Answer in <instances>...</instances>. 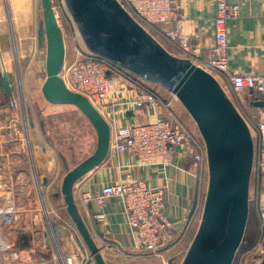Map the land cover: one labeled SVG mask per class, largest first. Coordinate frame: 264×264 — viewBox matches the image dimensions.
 <instances>
[{
  "label": "crops",
  "instance_id": "crops-1",
  "mask_svg": "<svg viewBox=\"0 0 264 264\" xmlns=\"http://www.w3.org/2000/svg\"><path fill=\"white\" fill-rule=\"evenodd\" d=\"M16 1H21V5L16 7ZM114 1L122 10L121 16L126 28L132 30L131 32L134 29L136 39L132 40V47L139 63L141 58L157 53L162 59L165 57L178 60L181 72L190 64L198 66L200 74L195 84L209 86L221 92L233 106L234 96L224 79L203 65L208 59L209 48L213 42L214 0H170L175 11L172 22L157 25L154 29L141 24L131 14L124 0ZM228 2L239 9L238 16L227 21L229 70L242 76H264V0ZM51 6L52 10L55 8L60 12L58 14L61 24L69 37L68 45L64 41L65 65L68 67L79 57L93 56L95 53L90 49L88 40L66 0H51ZM29 13L28 0H0V18H5L0 26V74L8 77L11 75L14 99L17 102L20 100L17 84L20 87L24 80L27 82L26 75L29 74L33 62L41 55L36 29ZM168 30H176L183 35L190 50L196 49L197 52H184L178 43L168 41L164 37ZM114 66L127 77L116 73L110 77L111 93L103 111V119L109 127V141L117 127L150 124L159 119H167L172 125H178L189 132L202 146V168L200 171L192 168V158L185 147H173L167 164L153 166H140L133 155L108 149L105 158L98 165L74 182L68 195L72 198L94 246L101 249L100 260L103 264H198L207 237L202 222L210 179V157L202 125L194 120L188 110L193 96H175L171 87L162 89L150 86L133 70L118 64ZM146 91L155 94L162 104L157 107H133L131 102L135 97ZM244 95L241 99L246 100ZM246 101L250 108L258 112L253 117L255 120L250 117L247 119L249 124L244 123L255 150L257 138L249 120L255 122L264 114V108L253 107ZM236 107L240 109L239 105ZM6 111L5 108H0V208H6L13 203L15 217L9 225L3 224L0 228V264H62L59 256L69 258L72 264H97L66 211L67 194L64 193L63 182L67 174L83 160L66 164L62 157H57L55 151L44 144L33 119H21L20 115L19 122H15ZM11 113L15 115L16 111ZM16 123L21 127L20 132L16 129ZM25 153H28L34 180L43 184L50 208L49 215L52 214L55 219L48 230L44 227L34 228L37 216H34L33 224L30 222V213L36 211L32 198L28 202L31 208H26L25 212H20L18 207L21 200L17 198V194H23ZM134 181H142L150 188L166 189L162 211L172 229L169 240L162 248L161 258L148 257L137 249V237L129 232L125 224L120 199L112 198L101 206L94 200L82 202L80 199L85 193L96 196L104 185ZM98 215L103 216L102 221L95 219ZM106 243L116 248L105 247ZM87 256L91 259L85 261Z\"/></svg>",
  "mask_w": 264,
  "mask_h": 264
},
{
  "label": "water",
  "instance_id": "water-1",
  "mask_svg": "<svg viewBox=\"0 0 264 264\" xmlns=\"http://www.w3.org/2000/svg\"><path fill=\"white\" fill-rule=\"evenodd\" d=\"M66 2L79 22L90 49L97 52L99 57L133 70L138 75H146L150 69H157L159 73L164 74L174 66L176 77L169 81L167 87H171V92L175 96L180 94L193 96L188 110L194 120L202 125L210 157V179L202 222L207 237L198 264H223V257H228L226 264H230L229 254L239 244L248 212L247 180L252 166L253 149L244 122L221 92L209 86L195 84L200 72L193 64L181 72L178 60L165 57L162 59L157 53L148 58H141L139 63L132 47V40L136 39L134 29L131 32L132 30L126 28L121 16L122 10L114 0H66ZM40 4L46 40L44 62L46 80L42 91L44 96L52 101L70 93L59 78L65 55L64 40L52 10L51 0H40ZM37 41L41 42L40 34H37ZM0 76L3 80L8 78L4 74ZM9 90L8 87L7 93ZM74 94L81 99L82 111L96 130L97 145L92 155L68 173L63 182L64 193L67 194L66 211L94 260L97 264H103L100 260L101 249L94 246L68 192L74 182L105 158L109 149V127L84 97ZM250 105L264 108V101L252 102ZM36 184L39 190L40 187L38 183ZM39 197L42 199L40 193ZM41 203L45 211L44 204Z\"/></svg>",
  "mask_w": 264,
  "mask_h": 264
},
{
  "label": "built area",
  "instance_id": "built-area-1",
  "mask_svg": "<svg viewBox=\"0 0 264 264\" xmlns=\"http://www.w3.org/2000/svg\"><path fill=\"white\" fill-rule=\"evenodd\" d=\"M131 14L144 26L155 28L160 24H169L174 18V9L170 0H124ZM213 42L209 48L208 59L204 67L224 79L234 98L244 95L249 101L252 93L264 97V76H242L230 72L227 60L228 40L227 21L238 16L236 5L228 0H214ZM54 13L58 9H53ZM54 14V15H55ZM61 15V14H60ZM5 18H0V26ZM164 37L180 45L184 52L191 51L186 38L176 30H168ZM191 52L196 53V49ZM198 67V66H197ZM116 73L127 77L113 63L97 56H86L72 61L66 68L64 78L69 89L84 97L103 117L104 106L111 93V75ZM143 90L141 86H138ZM264 101V100H263ZM250 103L256 101H249ZM162 101L152 92L146 91L136 96L131 102L135 108L157 107ZM241 110V102L238 104ZM165 106H168L165 104ZM252 130L257 138L255 154V211L258 220V238L253 247L257 252H264V116L252 123ZM187 148L192 158V168L200 171L204 151L198 141L178 125H172L167 119H159L150 124H133L129 127L115 128L109 141V149L116 153H129L140 166L165 165L168 163L173 147ZM40 187V186H39ZM165 188H150L142 181L104 185L96 196L82 194V202L94 200L99 206L112 198L120 199L125 217V224L130 233L137 237L138 250L148 257H162L163 246L169 240L172 225L162 211ZM40 191V189H39ZM13 203L0 209V228L14 220ZM102 221L103 216H95ZM1 237V235H0ZM2 239V238H1ZM105 247L113 245L105 244ZM62 264H72L69 258H61ZM87 256L85 261L90 260Z\"/></svg>",
  "mask_w": 264,
  "mask_h": 264
},
{
  "label": "rangeland",
  "instance_id": "rangeland-1",
  "mask_svg": "<svg viewBox=\"0 0 264 264\" xmlns=\"http://www.w3.org/2000/svg\"><path fill=\"white\" fill-rule=\"evenodd\" d=\"M20 2L21 1H18L17 3L16 1V7L21 5ZM28 4H29V12H30L29 14L31 15V19L36 29L35 32L36 40H37V34H40L41 42L38 43L37 41V45L40 48L39 50L41 51V55H39V58L37 59L36 62L35 61L33 62L32 68L29 70V74L26 75L27 82L24 80V84L20 85V87L17 84L18 94L20 98L18 102L16 99H14L13 88H12L13 79L11 78V75L4 80L3 77L0 76V108L1 107L5 108V110H7L6 112L10 113V116L12 115L11 118L15 122H19L18 116L20 115H21V119L22 117L26 118L27 120L33 119L34 125L36 129L39 131L40 133L39 135L42 141L44 142V144L51 147L55 151L57 157L58 155L62 157L66 164H73L76 162H80L88 158L94 152V149L96 148L97 145V133L91 121L86 117V115L82 111L81 99L77 95H75L66 85V80L64 78V74L66 72V67H67V65H65L66 61H64V66L62 63V67L59 72V78L61 79L65 88L70 93L62 95L58 99L52 101L48 100L44 96L42 88L46 80V72H45V64H44L45 55H46V40H45V34L43 28L42 9H41L40 0H28ZM18 8L20 9V7ZM55 18L58 23V28L62 31L63 40L66 42V45H68L69 37L65 33L66 31L63 28V25L61 24L62 20L59 18L58 13L55 14ZM2 51L4 55H6L4 48L2 49ZM92 52L95 53V51ZM69 55H70V51L68 47L67 56ZM93 56L99 57V55H97V52L93 54ZM171 59L175 60V58H171ZM168 70L169 71L167 73L162 74L159 73V70L157 69L156 70L150 69L148 70V73L146 75L144 74L137 76L141 78L144 82L148 83L150 86L154 85L161 87L163 89V87L166 88L169 85V81L173 80L172 78L176 77L174 73L176 69H174V66L173 68L171 69L169 68ZM1 80H3L4 82L1 83ZM7 80L9 82V86L6 87ZM8 87L10 88V90L7 93L6 89L8 90ZM22 87L23 90H21ZM246 100H244L243 98L240 100L239 99L237 100L236 98H232V104L234 106V109L236 108L235 109L236 113H238V115L241 116V120L244 123H248L247 119L250 117L253 120H255V118L253 117L258 113L256 110L249 107ZM240 102L244 105L243 110L237 109L236 107V105H238ZM12 111H16V114L15 115L14 113L12 114L11 113ZM16 126H17L16 128L17 131L20 132L21 127H18V123H16ZM252 149H253L252 166L247 180L248 212L246 217V223L248 221L249 227L250 226L253 227V224H255L257 220L256 211H255V189H254L255 188L254 164H255L256 149L255 150L254 148ZM23 162L25 164L23 166L24 169V173H23L24 181L22 182L23 194H19V193L17 194V198L21 200V204H19L18 206L19 210L20 212L22 211L25 212L26 208H31L30 207L31 204L28 202L29 199L32 198L33 202L35 203L33 204V208H35L36 211L30 213L31 214L30 222L32 223L34 221V216H37V219L35 220L36 225H34V228L44 227L45 230L47 228L49 229L51 222H54L55 219L52 214L49 215L50 208L47 205V200L44 195L43 184L39 180H36L38 181L36 182L32 176V171L29 165L28 153H25L23 155ZM36 183L39 184L40 191L38 190V186ZM39 193L41 194L42 199H40ZM27 194H30L31 196L30 195L28 196ZM41 202H43L44 204L46 214L44 209L42 208ZM246 223L243 230V235L246 228ZM30 228H32V225L30 226ZM29 230L31 231L32 229ZM243 235L241 236L238 246L232 251L231 254H229L230 264H264V252L260 253L257 252L255 249H253L255 244L251 248L249 249L247 248L248 244L246 242H247V237L249 235V230H247L244 240H243ZM227 258L226 257L222 258L223 264H226L228 262ZM220 261L221 260H219L218 262L220 263Z\"/></svg>",
  "mask_w": 264,
  "mask_h": 264
},
{
  "label": "trees",
  "instance_id": "trees-1",
  "mask_svg": "<svg viewBox=\"0 0 264 264\" xmlns=\"http://www.w3.org/2000/svg\"><path fill=\"white\" fill-rule=\"evenodd\" d=\"M259 100L260 101L264 100V97H262L260 94L254 92V93L251 94V99L249 101L252 102V101H259ZM247 230H249V235L247 237V242L246 243L248 244L247 248L249 249L256 243L257 238H258V233H259L258 232V220H256L255 224H253V227L252 226L249 227V224H248V221H247L246 228H245L244 235H243V240H244V237H245V235L247 233Z\"/></svg>",
  "mask_w": 264,
  "mask_h": 264
}]
</instances>
